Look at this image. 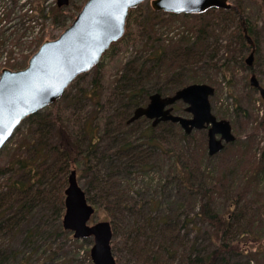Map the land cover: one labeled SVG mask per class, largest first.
Returning a JSON list of instances; mask_svg holds the SVG:
<instances>
[{"label":"trees","instance_id":"obj_1","mask_svg":"<svg viewBox=\"0 0 264 264\" xmlns=\"http://www.w3.org/2000/svg\"><path fill=\"white\" fill-rule=\"evenodd\" d=\"M256 1L264 10V0ZM236 2L230 10L203 14L177 15L149 6L141 19V6L131 10L124 37L104 57L120 44L133 48L118 76L104 85L103 59L51 105L56 112L50 118L41 119L37 112L24 121L37 123L36 132L19 140L8 165L0 164V264H28L42 246L51 249L63 234H71L63 216L72 169L89 203L106 213L113 239L122 244L119 251L112 245L116 258L121 249L133 264H236V258H247L249 250L240 248L237 237L256 240L253 231L264 216V145L257 140L264 136V119L252 126L246 119L244 140L237 137L215 156L208 153L206 130L188 135L178 124L154 127L146 118L128 124L154 93L173 95L194 83L216 85L219 74L234 86L232 66L247 68L246 56L253 49L246 34L255 43V54L260 53L256 24ZM73 6L70 0L56 9L57 15L68 14ZM182 18L191 20L186 31L163 39L158 25ZM88 81L90 86L83 87ZM246 86L257 92L247 80ZM178 111L188 115L182 102L175 105ZM217 158L220 170L206 167ZM157 173L165 186H174L173 205L158 215L160 198H145L130 185L133 178L153 182L151 175ZM221 202L227 213L216 212ZM196 218L212 228L208 248L191 235Z\"/></svg>","mask_w":264,"mask_h":264},{"label":"water","instance_id":"obj_2","mask_svg":"<svg viewBox=\"0 0 264 264\" xmlns=\"http://www.w3.org/2000/svg\"><path fill=\"white\" fill-rule=\"evenodd\" d=\"M146 0H88L73 23L56 39L45 41L30 58L24 69H4L0 76V151L16 128L28 117L56 103L66 89L81 74L91 71L102 60L111 45L126 31L131 9ZM230 0H152L155 11L175 14H203L210 9H231ZM65 7L69 0H58ZM247 64L253 65L255 43ZM251 85L258 89L264 100V87L256 74ZM215 88L208 84H191L170 96L155 93L149 103L135 109L131 124L140 118L152 120L153 126L173 122L186 134L208 129L210 156L220 153L225 145L236 140L230 121L218 119L212 113L210 97ZM183 102L190 117L173 114V105ZM63 226L72 231L74 238L93 237L90 255L94 264H118L112 250L113 229L109 221L89 225L95 208L89 204L86 193L79 185L77 172L72 170L65 190Z\"/></svg>","mask_w":264,"mask_h":264},{"label":"rangeland","instance_id":"obj_3","mask_svg":"<svg viewBox=\"0 0 264 264\" xmlns=\"http://www.w3.org/2000/svg\"><path fill=\"white\" fill-rule=\"evenodd\" d=\"M84 2L85 0H73L74 6L67 8L70 10L67 11L68 14L58 16L56 10L59 8L57 0H0V6H2L0 8V74L4 68L14 70L25 68L32 55L38 50L39 43L59 37L72 24ZM235 2L236 0H231L232 4ZM238 2L245 7L252 22L256 24L260 53L255 54L251 70L246 62L247 68L235 64L232 66L236 73L233 87L225 80L223 74L218 75L217 84L212 85L215 87L216 92L211 97V104L213 113L218 118L229 120L235 135L244 140L247 128L246 119L250 122L249 126L254 125L255 121H259L260 118L264 119V101L258 91L254 92L246 86V80L250 82L252 73L257 75L264 86V10L260 2L256 0H237L236 3ZM140 6L137 14L138 18L140 17L141 19V14L146 13L149 6L152 7L151 0L144 2ZM189 21L191 20L176 19L174 22L161 24L162 26L158 25L157 29L163 39L167 41L184 33L186 31L185 25ZM131 52H133L132 47L125 48L120 44L116 47L113 54L104 59V65L101 68L104 85L108 86L109 81L118 76ZM249 55L250 53L247 54L246 59ZM88 86H90L89 81L83 85V87ZM39 112H42L41 119H43L50 118L53 112L56 111L52 106H48ZM61 113L62 111L59 110V115ZM177 114L183 115L180 111ZM61 116L63 117V115ZM36 129L37 123L23 122L6 144V148L4 147L6 150L0 155V164L8 165L13 156V150L15 151L18 148L17 143L19 140L24 135L25 137L33 135ZM257 140L261 143V146L264 145V136H259ZM219 159H214L209 162V165L206 163V167L215 168L216 171L217 169L220 170L221 160L219 161ZM165 170L168 171L167 169ZM208 170L211 173V170ZM151 177L154 178L153 182L146 181L142 177L139 179L133 178L130 181V185L134 190H138L137 192L145 193V198L147 196L160 198L159 212L156 215L163 212L168 213L167 209L174 203V186H165L164 178L159 181V177L161 178L160 173L151 175ZM218 201L224 202V199H219ZM223 204L221 202L215 205L216 209H214L218 214L227 213L229 210ZM261 218H263L262 221L256 222V229L253 231V235L257 238L256 240L253 238V240H247L248 235L237 237L240 242V248L248 249L249 251L245 255L247 258H236V264H248V261L249 264H264V216ZM100 221H109V219L104 211L96 210L89 224L92 225ZM195 221L191 235L197 236L200 247L208 248L210 246L209 237L212 228L202 219L196 218ZM50 236L53 235L50 234ZM20 240L18 239V242H16V244L18 243L17 245H19ZM56 241L51 249L48 248L50 245L48 244L47 246H42L41 250L33 257L32 255L28 256L32 257V259H29L30 262L28 264H93L89 255L94 243L92 238L78 240L74 238L71 232V234H63ZM113 244L117 249L122 245L119 238H114ZM60 245H62L61 249L58 248ZM114 250L116 251L115 248ZM30 251L27 253L30 254ZM49 256L51 258H48ZM116 256L120 258V264H133L123 249L120 252L116 251ZM11 264H17V262L14 261Z\"/></svg>","mask_w":264,"mask_h":264}]
</instances>
